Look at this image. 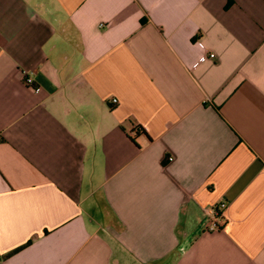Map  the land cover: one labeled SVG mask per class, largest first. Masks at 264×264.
<instances>
[{
	"label": "crops",
	"instance_id": "crops-1",
	"mask_svg": "<svg viewBox=\"0 0 264 264\" xmlns=\"http://www.w3.org/2000/svg\"><path fill=\"white\" fill-rule=\"evenodd\" d=\"M0 264H264V0H0Z\"/></svg>",
	"mask_w": 264,
	"mask_h": 264
},
{
	"label": "built area",
	"instance_id": "built-area-1",
	"mask_svg": "<svg viewBox=\"0 0 264 264\" xmlns=\"http://www.w3.org/2000/svg\"><path fill=\"white\" fill-rule=\"evenodd\" d=\"M214 56L215 53H209V55L205 54L199 59L198 63L208 58H213ZM24 83L34 92H40L42 89V87L35 82L34 77L30 75L26 70L24 71ZM112 100L114 103H117V98H114ZM138 129L139 127L136 128V130ZM169 159H172V156H170ZM222 207H219L217 204L206 207V214L210 219L209 229H216L218 227L216 219L223 215L224 205H222Z\"/></svg>",
	"mask_w": 264,
	"mask_h": 264
}]
</instances>
